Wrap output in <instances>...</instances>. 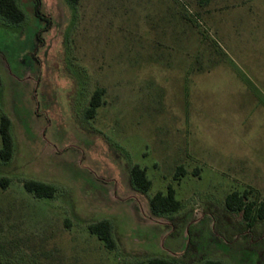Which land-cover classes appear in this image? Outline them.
<instances>
[{"label": "rangeland", "instance_id": "374dc122", "mask_svg": "<svg viewBox=\"0 0 264 264\" xmlns=\"http://www.w3.org/2000/svg\"><path fill=\"white\" fill-rule=\"evenodd\" d=\"M0 16V264H264V0H18ZM96 89L104 104L85 111ZM1 148V136H0ZM147 169L148 193L131 183ZM183 166L185 175L175 177ZM56 187L38 198L24 183ZM172 185L182 209L152 213ZM108 219L116 248L88 226Z\"/></svg>", "mask_w": 264, "mask_h": 264}, {"label": "trees", "instance_id": "16d2710c", "mask_svg": "<svg viewBox=\"0 0 264 264\" xmlns=\"http://www.w3.org/2000/svg\"><path fill=\"white\" fill-rule=\"evenodd\" d=\"M80 0H68L70 5H77ZM0 16L11 24H20L25 20V12L18 0H0ZM103 89H96L92 94L89 106L85 111L86 119L95 117L97 110L104 104ZM10 118L2 114L0 120L1 148L0 159L9 162L14 153V140L11 132ZM185 175L183 166L177 168L175 177ZM132 186L141 192L148 193L152 187L147 169L141 166H134L131 169ZM25 189L33 193L38 198H52L57 189L52 184L37 180H27L24 183ZM249 192L233 191L225 200L226 208L234 213H241L249 228H253L256 223L264 222V199L248 200ZM150 208L153 214L159 216H169L182 209V202L176 197V190L172 185L168 186L166 192H157L149 199ZM91 234L98 237L109 250L116 248V240L113 235L111 221L104 219L88 226ZM175 258H151L148 261H140L137 264H176ZM204 264H222L218 260H207Z\"/></svg>", "mask_w": 264, "mask_h": 264}]
</instances>
